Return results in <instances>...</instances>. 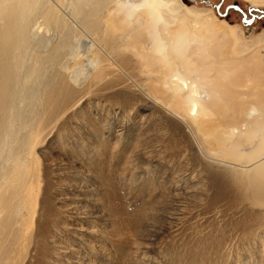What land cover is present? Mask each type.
I'll return each instance as SVG.
<instances>
[{
    "label": "bare ground",
    "instance_id": "bare-ground-1",
    "mask_svg": "<svg viewBox=\"0 0 264 264\" xmlns=\"http://www.w3.org/2000/svg\"><path fill=\"white\" fill-rule=\"evenodd\" d=\"M232 29L182 0H0V264L16 263L31 227L35 147L115 77L264 207V62L240 66Z\"/></svg>",
    "mask_w": 264,
    "mask_h": 264
},
{
    "label": "rangeland",
    "instance_id": "rangeland-1",
    "mask_svg": "<svg viewBox=\"0 0 264 264\" xmlns=\"http://www.w3.org/2000/svg\"><path fill=\"white\" fill-rule=\"evenodd\" d=\"M182 2L234 28L224 49L240 66L255 54L264 62V7ZM80 40L87 53L89 37ZM115 78L105 99L85 100L35 147L39 183L15 264H264V207L208 167L182 125Z\"/></svg>",
    "mask_w": 264,
    "mask_h": 264
}]
</instances>
